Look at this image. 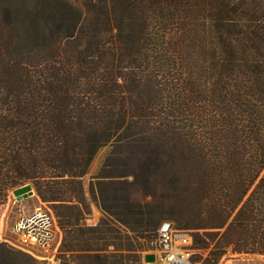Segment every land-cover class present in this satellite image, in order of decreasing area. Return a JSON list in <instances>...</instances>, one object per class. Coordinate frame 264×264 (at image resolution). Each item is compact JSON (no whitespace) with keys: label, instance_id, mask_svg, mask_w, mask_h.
I'll list each match as a JSON object with an SVG mask.
<instances>
[{"label":"trees","instance_id":"obj_1","mask_svg":"<svg viewBox=\"0 0 264 264\" xmlns=\"http://www.w3.org/2000/svg\"><path fill=\"white\" fill-rule=\"evenodd\" d=\"M82 5L0 0V201L36 190L59 264H144L167 220L201 264L264 255V0ZM0 264L47 263L0 241Z\"/></svg>","mask_w":264,"mask_h":264},{"label":"rangeland","instance_id":"obj_2","mask_svg":"<svg viewBox=\"0 0 264 264\" xmlns=\"http://www.w3.org/2000/svg\"><path fill=\"white\" fill-rule=\"evenodd\" d=\"M71 1L76 5H78L79 7L81 8L83 7L82 5L83 0H71ZM107 151H108L107 148H102L95 156L90 171L88 172L85 178L86 188H88L89 186V180L91 174L98 169L101 162L104 160ZM38 207H42L44 209H50V210L52 209L48 203L42 201V199L38 196L34 188L31 189V191L25 195L23 194L17 195L16 193H14L13 190L9 191L6 199L2 202L0 201V241H5L7 243H10L13 247L18 248L17 246L12 244V242L19 244V237L13 231V225L23 216H27L33 213ZM91 209L92 211L90 215L87 217L86 222L88 225H95L99 222L103 213L95 202H91ZM176 229L180 230L179 228ZM184 230H188V234L190 235L189 236L190 238L188 240V244L182 245L181 247L191 252L190 260L193 264H201L202 260L209 253L208 250L204 251L199 247V241H200L199 239L202 230L194 229V228L184 229ZM60 232H61V241H62L63 232L61 229ZM61 241H60V245H61ZM145 244L147 248L142 250V259L144 264H148L144 259V255L148 252L157 253V249L160 247L158 241V234L152 240L146 241ZM59 247L57 252H55V256L53 258H52L53 251L44 252L41 251V249L35 248L34 252L39 254V257H37L38 259L45 261L47 264H59L57 260ZM217 264H264V255L255 254V253L252 254L235 253L231 251V247H230L228 248L227 253L219 259Z\"/></svg>","mask_w":264,"mask_h":264},{"label":"built area","instance_id":"obj_3","mask_svg":"<svg viewBox=\"0 0 264 264\" xmlns=\"http://www.w3.org/2000/svg\"><path fill=\"white\" fill-rule=\"evenodd\" d=\"M53 211L38 207L33 213L23 216L13 225V231L19 237V244L12 242L19 249L39 257L35 248L55 256L61 241V232ZM190 235L188 230L176 229L170 221H164L158 229L159 248L156 261L148 264H193L190 260L191 252L183 249L188 244ZM179 241V242H178Z\"/></svg>","mask_w":264,"mask_h":264},{"label":"water","instance_id":"obj_4","mask_svg":"<svg viewBox=\"0 0 264 264\" xmlns=\"http://www.w3.org/2000/svg\"><path fill=\"white\" fill-rule=\"evenodd\" d=\"M31 190H26L23 195L27 194ZM144 259L147 263H154L156 261V253L155 252H148L144 255Z\"/></svg>","mask_w":264,"mask_h":264}]
</instances>
